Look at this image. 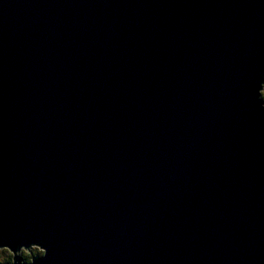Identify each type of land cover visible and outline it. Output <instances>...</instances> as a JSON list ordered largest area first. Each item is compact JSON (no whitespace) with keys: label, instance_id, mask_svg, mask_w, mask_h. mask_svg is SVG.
<instances>
[{"label":"water","instance_id":"1","mask_svg":"<svg viewBox=\"0 0 264 264\" xmlns=\"http://www.w3.org/2000/svg\"><path fill=\"white\" fill-rule=\"evenodd\" d=\"M263 89L264 0H0L8 264H264Z\"/></svg>","mask_w":264,"mask_h":264},{"label":"trees","instance_id":"2","mask_svg":"<svg viewBox=\"0 0 264 264\" xmlns=\"http://www.w3.org/2000/svg\"><path fill=\"white\" fill-rule=\"evenodd\" d=\"M263 100H264V96H263ZM38 253H40V250L38 248H34L32 250V252H23V258L27 261L30 262L32 260V258L37 255ZM0 261H3V264H8V263H12L13 261V254L11 252H9L8 250H1L0 251Z\"/></svg>","mask_w":264,"mask_h":264},{"label":"rangeland","instance_id":"3","mask_svg":"<svg viewBox=\"0 0 264 264\" xmlns=\"http://www.w3.org/2000/svg\"><path fill=\"white\" fill-rule=\"evenodd\" d=\"M262 96H264V89L262 90ZM34 249V248H33ZM40 250V249H39ZM1 251V250H0ZM42 252L38 253L37 255H40Z\"/></svg>","mask_w":264,"mask_h":264},{"label":"snow or ice","instance_id":"4","mask_svg":"<svg viewBox=\"0 0 264 264\" xmlns=\"http://www.w3.org/2000/svg\"><path fill=\"white\" fill-rule=\"evenodd\" d=\"M0 264H3V261H0Z\"/></svg>","mask_w":264,"mask_h":264}]
</instances>
